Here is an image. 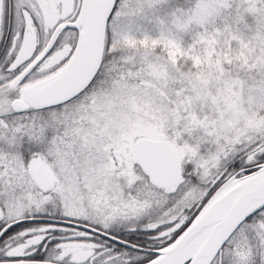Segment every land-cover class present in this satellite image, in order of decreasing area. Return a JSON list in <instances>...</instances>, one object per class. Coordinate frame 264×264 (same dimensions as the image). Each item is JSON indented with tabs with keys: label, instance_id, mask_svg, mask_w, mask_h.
I'll return each mask as SVG.
<instances>
[{
	"label": "snow or ice",
	"instance_id": "1",
	"mask_svg": "<svg viewBox=\"0 0 264 264\" xmlns=\"http://www.w3.org/2000/svg\"><path fill=\"white\" fill-rule=\"evenodd\" d=\"M0 264H264V0H0Z\"/></svg>",
	"mask_w": 264,
	"mask_h": 264
}]
</instances>
